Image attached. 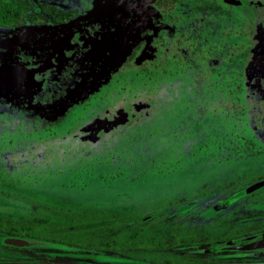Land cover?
I'll list each match as a JSON object with an SVG mask.
<instances>
[{
    "label": "rangeland",
    "instance_id": "1",
    "mask_svg": "<svg viewBox=\"0 0 264 264\" xmlns=\"http://www.w3.org/2000/svg\"><path fill=\"white\" fill-rule=\"evenodd\" d=\"M201 1L0 0V60L42 57L59 25L116 5L133 25L110 29L119 51L78 87L1 95L0 264H264L213 251L264 225V189L221 203L264 178V97L249 89L264 96V0ZM13 235L76 250L3 243Z\"/></svg>",
    "mask_w": 264,
    "mask_h": 264
},
{
    "label": "flooded vegetation",
    "instance_id": "2",
    "mask_svg": "<svg viewBox=\"0 0 264 264\" xmlns=\"http://www.w3.org/2000/svg\"><path fill=\"white\" fill-rule=\"evenodd\" d=\"M173 1L176 2L178 0ZM227 1L232 2V0ZM21 3L22 2H19V4ZM207 5L211 6L212 3H210L209 0H203L200 3L194 5V8H201V6L205 8ZM45 7H52L55 9V11H47L45 10ZM117 8H119L120 11L123 12L122 14H124L125 9L122 7V5L121 7L116 5L110 12L105 14V18H101L100 21H97L94 25L87 26V28L69 26L63 29V27L59 25V27H57L54 32L55 34L48 42L47 47L44 48V50H46L48 53L42 54V57H40L38 53L36 59H34L35 57L32 55L29 57L32 60L27 59L28 61L19 59V57H16L11 61L6 60L7 58H2L0 60V97L2 95V89L6 91L11 97L9 99L10 101L13 97H20L31 101L34 99V97L31 95H33L35 91L42 88L43 86H47L51 80L56 82L57 79L59 82H56V85L60 90H64V88H72L73 86H76L77 83H79L77 85L78 87L80 85V82H77L78 79L81 78V81L83 80V75L86 76L85 72L88 71H85V66L92 61L91 59L85 60V66L80 68L76 65L78 63L80 64V62H77L79 60H76L79 55L82 53L84 54V52L90 48L92 44L100 43L108 38L114 44L115 53L119 51L121 47V45L117 42L119 33H116L115 31L111 32L110 29L112 28L116 29V27H120L123 29L124 33L127 34L128 31V33H131L129 36L133 35V25L129 26L128 28H124L125 26L122 24V19L120 18L122 14H119L116 11ZM22 9L18 5L15 6L14 16L16 17L15 23L17 25H20L23 20L21 12ZM42 9L45 11V13L50 14L51 18L54 20L58 18L60 14L64 19H68L73 14L71 9L63 10L58 7L48 5H43ZM187 13L190 12L187 11ZM114 15L117 16L114 17ZM119 42L122 43L120 40ZM124 42L125 40L123 43ZM20 45L25 47V42L20 43ZM56 45L58 47H56ZM109 52L114 53L111 49L107 48L101 54L99 53L100 57L94 61L98 62L103 60L104 62L106 58H108L107 54ZM83 71L85 72L83 73ZM60 74H62L61 77H59ZM66 75H69V77L66 78ZM63 82H65L66 86H61L60 88L59 86ZM246 197L247 196H245V198ZM230 199L231 197L221 201V203H224L223 205L227 206L231 204ZM221 203L219 204L220 206L222 205ZM257 228L258 231L245 234L237 239H234L233 242H222L221 245L218 244L213 249L215 252L214 257L220 260H228L235 258L242 259L245 257L264 256V247L251 249L245 248L246 244H248L250 241L260 239L261 234L264 233V225L263 227ZM248 238H250V240Z\"/></svg>",
    "mask_w": 264,
    "mask_h": 264
},
{
    "label": "water",
    "instance_id": "3",
    "mask_svg": "<svg viewBox=\"0 0 264 264\" xmlns=\"http://www.w3.org/2000/svg\"><path fill=\"white\" fill-rule=\"evenodd\" d=\"M1 94L6 98L10 99L11 97L7 94L6 91L1 89ZM264 188V178L258 181L251 183L242 189L239 193L231 197L230 203H233L247 195H250L258 190ZM250 240V238H248ZM2 241L4 244L12 245V247L20 248V249H37V248H45V249H58V250H66V251H75L76 248L67 245L64 243L54 242L38 237L32 236H4L2 237ZM264 247V233L261 234V238L257 240L250 241L245 245V248H260Z\"/></svg>",
    "mask_w": 264,
    "mask_h": 264
},
{
    "label": "bare ground",
    "instance_id": "4",
    "mask_svg": "<svg viewBox=\"0 0 264 264\" xmlns=\"http://www.w3.org/2000/svg\"><path fill=\"white\" fill-rule=\"evenodd\" d=\"M116 11H117L119 14H122V13H123L122 11H120L119 8H117ZM56 47H58V46L56 45ZM107 48L111 49V50L115 53V50H114V44L112 43L111 40H109V38H108V39H105L104 41H102V42H100V43H94V44H92V45L90 46V48H88V49L84 52V54L82 53L81 55H79V56L76 58V60H79V61H77V62H80V64L78 63V64H76V65L79 66L80 68H83V67L85 66V64H84V61H85V60H87V59H91V60L93 61V60L98 59V58L100 57L99 53L101 54V53H102L105 49H107ZM111 54H112V53H111ZM112 58L114 59L115 57H111V58H110V56H109L108 58H106V60L109 59V60H107L106 62H110L111 60H113ZM20 76H21V75H20ZM61 86H66L65 82H63L62 84H60L59 87L61 88ZM63 88H64V87H63Z\"/></svg>",
    "mask_w": 264,
    "mask_h": 264
},
{
    "label": "trees",
    "instance_id": "5",
    "mask_svg": "<svg viewBox=\"0 0 264 264\" xmlns=\"http://www.w3.org/2000/svg\"><path fill=\"white\" fill-rule=\"evenodd\" d=\"M23 4H24V3H21V5H23ZM22 8H23V7H21V9H22ZM45 10L50 11V12L55 11V9L52 8V7H45ZM56 13H58V12H56ZM249 89H251V91H252L254 97H256L257 99H263V97H264V96H263V92L259 91L258 88L253 87V86H250ZM39 228H41V227L38 226V229H39ZM38 229H37V227H35V228H34V231H35V232H31L30 235H34V233H36V231H37Z\"/></svg>",
    "mask_w": 264,
    "mask_h": 264
}]
</instances>
